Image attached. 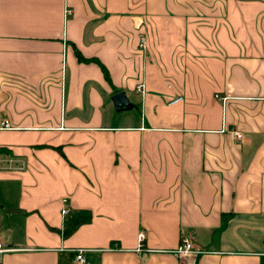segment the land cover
Masks as SVG:
<instances>
[{
  "label": "crops",
  "instance_id": "0c3cea01",
  "mask_svg": "<svg viewBox=\"0 0 264 264\" xmlns=\"http://www.w3.org/2000/svg\"><path fill=\"white\" fill-rule=\"evenodd\" d=\"M4 118V264H264V0H0Z\"/></svg>",
  "mask_w": 264,
  "mask_h": 264
},
{
  "label": "built area",
  "instance_id": "2783aa9c",
  "mask_svg": "<svg viewBox=\"0 0 264 264\" xmlns=\"http://www.w3.org/2000/svg\"><path fill=\"white\" fill-rule=\"evenodd\" d=\"M140 46H145V38L143 35H140ZM135 88L138 92L143 93L145 91V84L143 81H138L135 85ZM218 96V95H217ZM181 96H177L171 99V101H175L180 99ZM0 127L10 128L12 125L7 118H4L0 121ZM233 135L237 138L242 136L241 131L234 129L232 130ZM69 212V207L67 205H63L61 208V214L66 215ZM146 231L144 229H139L137 233V249H141L144 245ZM13 247L7 246L2 242L1 239V227H0V264H4L3 253L5 251L11 250ZM73 259L76 264H87V257L85 255L86 249L83 247L74 248L73 249ZM175 254L180 258L179 264H193V259L197 256V254L201 251L198 247L194 245L191 239L187 236H183L177 245V247L173 250Z\"/></svg>",
  "mask_w": 264,
  "mask_h": 264
},
{
  "label": "water",
  "instance_id": "95a60500",
  "mask_svg": "<svg viewBox=\"0 0 264 264\" xmlns=\"http://www.w3.org/2000/svg\"><path fill=\"white\" fill-rule=\"evenodd\" d=\"M112 100L114 102V105L117 108H129L132 106V102L128 99V97L125 95L123 91H118L112 96Z\"/></svg>",
  "mask_w": 264,
  "mask_h": 264
},
{
  "label": "trees",
  "instance_id": "16d2710c",
  "mask_svg": "<svg viewBox=\"0 0 264 264\" xmlns=\"http://www.w3.org/2000/svg\"><path fill=\"white\" fill-rule=\"evenodd\" d=\"M74 226H75V223L71 224V225L69 226V228H68L67 230L64 231V234H65V233H68L70 230H72V229L74 228Z\"/></svg>",
  "mask_w": 264,
  "mask_h": 264
}]
</instances>
